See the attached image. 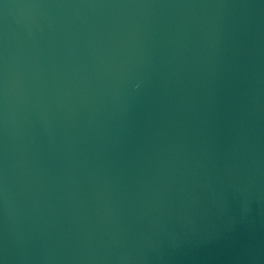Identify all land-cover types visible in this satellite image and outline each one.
Returning <instances> with one entry per match:
<instances>
[{"label": "water", "instance_id": "obj_1", "mask_svg": "<svg viewBox=\"0 0 264 264\" xmlns=\"http://www.w3.org/2000/svg\"><path fill=\"white\" fill-rule=\"evenodd\" d=\"M0 264H264V0H0Z\"/></svg>", "mask_w": 264, "mask_h": 264}]
</instances>
